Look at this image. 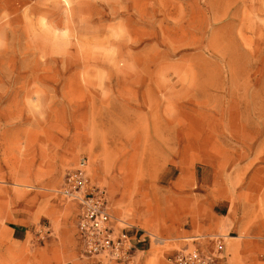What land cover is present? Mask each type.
<instances>
[{"label": "rangeland", "instance_id": "rangeland-1", "mask_svg": "<svg viewBox=\"0 0 264 264\" xmlns=\"http://www.w3.org/2000/svg\"><path fill=\"white\" fill-rule=\"evenodd\" d=\"M81 163L152 236L129 264L165 262L222 187L224 264H264V0H0V264L91 263L56 194Z\"/></svg>", "mask_w": 264, "mask_h": 264}, {"label": "built area", "instance_id": "built-area-1", "mask_svg": "<svg viewBox=\"0 0 264 264\" xmlns=\"http://www.w3.org/2000/svg\"><path fill=\"white\" fill-rule=\"evenodd\" d=\"M56 194L76 206L75 227L83 258L121 264L132 261L136 252L132 238L114 230L107 195L91 181L84 163L65 173ZM209 242L214 247L212 252L196 248L177 250L168 264H224L223 238L213 237Z\"/></svg>", "mask_w": 264, "mask_h": 264}, {"label": "crops", "instance_id": "crops-1", "mask_svg": "<svg viewBox=\"0 0 264 264\" xmlns=\"http://www.w3.org/2000/svg\"><path fill=\"white\" fill-rule=\"evenodd\" d=\"M244 170V169H243ZM207 171V170H205ZM216 170L214 169L215 174ZM216 181V180H214ZM225 187L215 190L214 199L212 204V221H189L188 226L186 228L179 229L175 236V242L179 246L178 249L172 250L166 255L165 262L161 264H168L169 257L177 250L181 249H199L204 252H212L214 247L209 240L213 237L221 236L222 231L229 233H234L238 231V229L243 227L244 221L241 220L238 216L243 215L242 206L239 201L235 202L229 201V197L224 194ZM238 199V197L236 198ZM110 205V204H109ZM240 207V209L238 208ZM224 212V213H222ZM111 217L113 219L114 230L116 232L125 233L132 238V244L134 245L137 253H149L150 251V239L151 235L145 232L143 229L135 228L134 226L125 223L124 221L119 220L117 216L114 215V212H110ZM135 228V229H134ZM12 234L22 235L26 232L23 228V225L16 223L14 226L8 227ZM246 230H251L254 232L253 228L246 227ZM73 238L76 242V247L79 248L78 237L75 227V221L73 224ZM238 237H229V239H237ZM224 239V238H223ZM147 245L149 247H147ZM229 245V244H227ZM147 247V248H146ZM229 247H226L228 249ZM224 255H225V243H224ZM133 258V259H134ZM101 260L96 258L91 261V263H81V264H100ZM146 259L143 264H146ZM131 263V262H130ZM121 264V263H117ZM129 264V263H128Z\"/></svg>", "mask_w": 264, "mask_h": 264}]
</instances>
